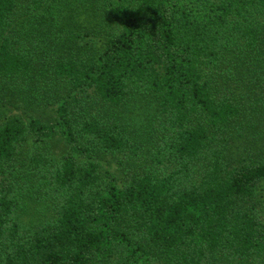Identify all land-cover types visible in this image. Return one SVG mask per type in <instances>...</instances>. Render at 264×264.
I'll use <instances>...</instances> for the list:
<instances>
[{
	"label": "trees",
	"instance_id": "16d2710c",
	"mask_svg": "<svg viewBox=\"0 0 264 264\" xmlns=\"http://www.w3.org/2000/svg\"><path fill=\"white\" fill-rule=\"evenodd\" d=\"M8 91L0 264H264V0H0Z\"/></svg>",
	"mask_w": 264,
	"mask_h": 264
},
{
	"label": "rangeland",
	"instance_id": "374dc122",
	"mask_svg": "<svg viewBox=\"0 0 264 264\" xmlns=\"http://www.w3.org/2000/svg\"><path fill=\"white\" fill-rule=\"evenodd\" d=\"M77 3L74 4L73 7H75ZM79 7V5H78ZM79 16L75 15V17L70 20L67 17H65L66 21H71L73 24L75 21H77V24H82L87 20L88 18L85 17V12L79 13ZM85 17V18H84ZM97 21V20H96ZM0 104V110L3 111L5 114H9L11 112H23L26 113L29 112L30 114H35L41 119L45 120L46 122L51 123L54 119V112L52 107H46V108H36L35 110L32 107H28L24 100L21 99L17 94H14L12 92H7L6 95L3 97V100ZM28 107V108H27ZM151 105L148 101L143 99H137L135 101H131V104L126 108L127 111V120L129 123H135V124H142L145 126L149 123L151 119ZM245 131H248V128L245 129ZM52 151L54 153V156H60L67 150V144L63 138L60 136H56L54 139L50 142ZM262 159L264 160V156H262ZM109 168L114 172L117 173V175L120 174V171L116 168L115 163H110ZM31 206L28 207L25 211L27 213L28 217L30 218L31 215H33V218L41 215V211H36V209H40L43 206L29 203Z\"/></svg>",
	"mask_w": 264,
	"mask_h": 264
}]
</instances>
